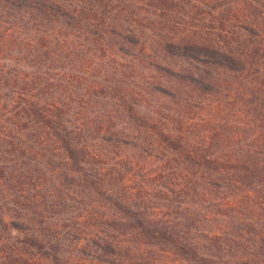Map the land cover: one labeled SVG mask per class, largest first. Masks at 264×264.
I'll list each match as a JSON object with an SVG mask.
<instances>
[{"label": "trees", "instance_id": "trees-1", "mask_svg": "<svg viewBox=\"0 0 264 264\" xmlns=\"http://www.w3.org/2000/svg\"><path fill=\"white\" fill-rule=\"evenodd\" d=\"M0 12V174L11 177L21 169L22 162L6 155L24 160L29 153L39 164L57 154L49 150L57 145L74 185L98 194L121 214L115 227H131L150 244L168 245L190 264H217L215 257L229 252L226 245L236 238L211 235L199 242L182 236L176 222H151L141 211L148 206L149 192L136 194L123 176H114L122 171L121 162H110V150L98 144L105 139L124 148L119 123H110L111 108L96 112L91 107L106 96L102 94L108 93L107 87L116 89L123 115L135 127L149 126L163 156L170 152L179 157L178 164L214 174L210 185L237 183L245 193L256 184L264 186V144L257 150L228 144L224 133L236 125L224 120L230 126L209 131L183 114L191 115L195 100L217 94L218 76L224 75L239 84L246 113L251 111L264 124V0H0ZM113 48L130 58L127 64L110 72L106 62L93 63L98 52ZM61 56L69 59L63 78H58ZM124 68L143 82L135 80L137 90L121 96L118 82ZM192 97L196 99L191 102ZM259 137L264 143L263 132ZM143 149L149 155L150 146ZM121 159L125 165L133 162L129 155ZM36 166L28 171L39 172L38 178L44 169ZM167 172L158 174L162 189L170 187ZM256 203L264 214L262 202ZM88 214L84 218H91ZM0 221L8 235L22 236V222L1 215ZM191 225L185 222L186 232ZM17 242L30 259L44 252L45 243L36 233L24 234ZM258 242L264 249V234ZM256 243L253 239L252 248ZM103 249L112 251L108 245ZM21 253L17 249L15 261Z\"/></svg>", "mask_w": 264, "mask_h": 264}, {"label": "rangeland", "instance_id": "rangeland-1", "mask_svg": "<svg viewBox=\"0 0 264 264\" xmlns=\"http://www.w3.org/2000/svg\"><path fill=\"white\" fill-rule=\"evenodd\" d=\"M73 1L76 0H67L72 4ZM68 44L72 46L70 41ZM113 50L104 54L98 52L93 63L106 62L104 66H107L110 72L115 67L127 64L130 58L123 57L122 53L114 48ZM68 59L69 57L65 59L61 56L58 78H63ZM218 77L221 78L218 79L216 87H220V91L210 97L207 95L195 100L191 115L183 114L191 116L197 120L198 125L209 131L220 130L225 124L230 126L224 121L228 120L232 125L240 126L244 130L240 132L236 126L228 127L224 133L228 144L248 146L257 150L259 144H264L263 139L259 137L260 132L264 134V124L262 125L260 119L251 111L246 113L247 107L243 104L239 84L225 79L224 75ZM135 80H139V84L143 82V79L136 76L131 77L124 68L119 73L118 85L122 86L119 94L126 96L128 93H134L139 86ZM94 88H97L96 85ZM107 90V94H102L106 96L98 98L91 109L106 112L111 108L113 115H109V121L119 123L118 131L122 130L120 135L127 143L124 148L111 145L105 139L98 144L110 150V162H121L119 167L122 173L120 170L116 171L114 176H123L136 194L141 192L143 195L145 190L149 192V196L145 198L148 206L141 209L145 216L151 222H176L174 226L179 224L182 236L199 242L211 235H220L227 239L236 238L237 242H232L233 245H226L229 252L222 253V258L215 257L217 264H264V249L258 246L261 244L258 238L264 234V214L260 215L262 210L259 212L255 206L257 200L264 205V186L255 183L256 188L251 193H245L237 188V183L226 186L227 183L220 181L218 185H210L214 174L209 175L201 169L178 164L179 157L170 152L168 157L163 156V149L157 144L155 134L149 126L135 127L129 122L127 115H123L122 105H119L118 91L111 87H107ZM193 99L196 98L192 97L191 102ZM104 124L111 126L109 122ZM22 140H25V137ZM149 146L151 151L148 155L143 148ZM24 150L29 152L27 147H24ZM49 150L59 155L55 154L49 162L43 161L39 164L33 161L29 153H25L24 160L21 156L15 159L17 156L14 153L6 155L11 160L22 162V165L20 171H14L15 174L11 177L0 174V215L7 221L13 219L22 222L23 230L20 232L22 236L15 233L8 235L9 233L0 227V264H24V260L30 262L29 257L32 255L21 249L22 244L17 242L20 237L29 233L37 234V239L45 243L42 251H46L33 255L34 258L30 259L32 262L29 264H135L147 260L167 264H179L182 261L184 264L189 263L180 259L168 245L150 244L131 227H115L117 222L114 220L121 222V214L109 207V203L98 194L82 192L83 188L75 186L73 178L65 172L68 162L65 161L63 151L54 144L50 145ZM122 150L124 151L121 152ZM126 155L136 164L128 162L125 165L121 156ZM7 163L10 164L9 161ZM10 165H7V168ZM35 165L36 169H44V175L37 178L39 172L28 171L35 168ZM163 169L169 173L166 179L170 187L167 189L159 187L161 177L158 174ZM87 212L91 218H84ZM100 221L103 223L100 224ZM122 221L127 220L125 218ZM185 222L192 224L189 232L184 229ZM0 226H3L1 221ZM253 239L257 241L254 248L251 246ZM105 245L112 251L104 250ZM12 246L15 250L13 256L9 249ZM17 249L22 251L23 257L15 261L14 253ZM118 250L120 255H117ZM31 252L36 250L33 252L31 249Z\"/></svg>", "mask_w": 264, "mask_h": 264}]
</instances>
